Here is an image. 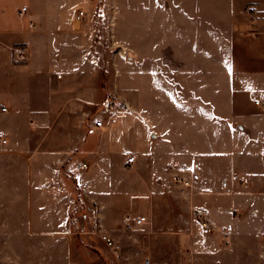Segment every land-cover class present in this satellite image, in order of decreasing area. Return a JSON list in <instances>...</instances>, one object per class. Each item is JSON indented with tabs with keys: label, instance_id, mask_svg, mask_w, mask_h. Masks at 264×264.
Wrapping results in <instances>:
<instances>
[{
	"label": "crops",
	"instance_id": "obj_1",
	"mask_svg": "<svg viewBox=\"0 0 264 264\" xmlns=\"http://www.w3.org/2000/svg\"><path fill=\"white\" fill-rule=\"evenodd\" d=\"M49 6L48 13L51 12ZM155 7L153 11L157 19L154 17L152 23L143 25L141 41L127 56L129 94L124 106L112 105L108 113L103 112L101 106L93 115L88 114V120L86 111H83L84 117L79 118L80 123L85 121L83 130L70 127L72 117L67 114L62 122L69 125L62 136L64 149H41V153L58 162V165H50L49 170L59 172V176L58 179L46 177L48 182L38 191L39 195L31 194L26 198L25 203L29 206L26 230L30 236L45 237L51 245H58L60 242L56 238L74 233L68 218L76 214L75 208L81 204L90 208L101 205L102 224L114 238L117 236L114 229L122 215L116 205L119 191L116 192L111 185L102 188L83 181V174L79 171L87 170L89 163L95 169L104 165L117 171L143 167L147 183L164 176L172 183L168 173L171 162L201 174L199 186L194 190L193 207L195 214L204 212L214 222L215 230L216 226L221 227L215 222L218 216H225L230 223L236 221V211L252 212L251 190L264 189V112L260 109H264V34L246 39L240 36V31L246 28L250 9L264 17V0H192L189 5ZM75 16L73 26L63 27L72 33L63 36L68 58L57 66L51 64L46 76H53L51 71L55 68L61 69L68 77L86 74L88 30L79 27L82 21L77 22ZM30 18L35 21L32 16ZM17 28L1 10L0 100L6 98V78H10L11 72L15 77L10 81L17 86H28L29 99V96L35 97L38 90L37 77L46 80L35 69L24 80L23 75L18 74L19 66L11 64L7 71V58L2 64V53L6 54L2 50V35ZM67 41L70 42L67 44ZM113 66L118 72L116 60ZM157 77L160 80L156 84ZM159 84L161 88L157 87ZM70 92L64 93L72 98ZM216 92L222 93L224 99L217 104L213 101ZM236 92L257 93L261 102H253V109L243 108L231 100ZM22 100L25 105L26 98ZM79 102L66 104L67 109L92 104L88 100ZM98 119L103 121L104 128L92 130L93 122ZM34 121L29 122L32 127H36ZM53 140L55 138L51 135L47 143L51 145ZM39 152L34 151L31 159ZM132 155L139 156V159L129 166L127 157ZM83 163L87 167L80 169ZM29 172L38 173L40 170L31 166ZM218 178L239 188V194L223 191ZM34 179V175L31 176L30 190L36 192ZM35 214L40 216L39 220L34 219ZM73 218L77 220V217ZM84 220L94 230L89 212ZM66 241L70 255L72 243L69 239ZM66 260V253L58 259L61 264H69ZM76 264L103 263L83 261Z\"/></svg>",
	"mask_w": 264,
	"mask_h": 264
},
{
	"label": "rangeland",
	"instance_id": "obj_2",
	"mask_svg": "<svg viewBox=\"0 0 264 264\" xmlns=\"http://www.w3.org/2000/svg\"><path fill=\"white\" fill-rule=\"evenodd\" d=\"M191 3L192 0H2L0 11L3 10L12 25L18 26L15 31L9 30L2 35V50L6 51V54L2 53V64L7 58V71L11 64L19 66L18 74L23 75L24 80L34 69L46 80L37 77L38 90L35 97L29 96V99L28 86H17L12 82L15 74L11 72L9 79L12 81L6 78V98L0 100V133L5 132L8 139L6 144L0 141V264H61L58 259H62L65 253L69 264L83 261L144 264L146 260L151 264H264L263 188L251 190V213L236 211V221L230 223H227L225 216H218L215 222L221 227L216 226L211 235H202L194 218L195 191L175 186L166 176L147 183L143 167L117 171L104 165L95 169L89 163V168L84 171L86 173L79 171L83 174V181L102 188L111 185L116 192L119 191L116 205L122 215L114 229L117 236L114 238L104 227L119 245L118 251L107 247L99 235L89 233L93 228L84 220V216L90 213L91 208L86 204L76 207L77 215L68 218L74 233L56 238L60 242L58 245H51L45 237L30 236L26 230L29 218L26 198L31 194L39 195L38 191L48 182L46 177L58 179L59 176V172L49 170L50 165H58V162L41 153V149H64L62 136L69 125L62 122L67 114L72 117L70 127L83 130L85 121L80 123L79 120L84 117L83 111H86L88 120L103 104L111 102L124 106L129 94L127 56L141 41L143 25L152 23L157 16L153 11L155 6ZM22 7H27L28 12L25 18L20 19L17 12ZM81 10L85 11L86 16L79 27L88 30L86 74L68 77L61 69L55 68L51 71L53 76H46L51 64H61L68 58L64 52L63 36L72 33L63 27L73 26L75 23L72 19ZM30 16L37 24L34 31L26 29L25 23ZM245 27L240 31L241 37H258L245 33L248 22ZM75 30L79 31L77 28ZM134 42L137 43L133 45ZM19 46L27 47L28 58L23 62L15 57L14 48ZM114 60L118 64V72L113 66ZM155 79L156 84L159 83L160 78ZM157 87L161 88V84ZM67 90L71 91L69 95L72 98L64 93ZM222 95L216 92L213 99L215 104L224 100ZM23 96L27 102L25 105L22 104ZM78 100H88L92 104L85 108L79 109L76 105L67 109L66 104ZM231 100L247 109L255 108L253 102H261L257 93L236 92ZM3 106L7 108L6 112L1 111ZM260 109L264 112L262 107ZM31 119L35 120L36 127L30 125ZM51 135L55 140L50 145L47 139ZM216 144L219 142L216 141ZM36 150L40 152L31 159ZM31 166L40 172H29ZM33 175L38 189L36 192L30 190ZM218 181L226 180L218 178ZM222 188L235 194L240 191L230 185ZM126 213L144 216L146 222L128 230L123 221ZM73 217H77V220ZM34 219L39 220L40 216L35 214ZM228 226H232L231 232L226 230ZM66 239L72 243L70 255Z\"/></svg>",
	"mask_w": 264,
	"mask_h": 264
},
{
	"label": "built area",
	"instance_id": "obj_3",
	"mask_svg": "<svg viewBox=\"0 0 264 264\" xmlns=\"http://www.w3.org/2000/svg\"><path fill=\"white\" fill-rule=\"evenodd\" d=\"M28 12L27 7H22L18 10L17 15L20 19L25 18L26 13ZM249 27L248 30H246L245 33L250 36H259L261 34H264V17L260 16L258 12H256L253 9H250L249 12ZM86 13L85 11L81 10L79 11L76 16L75 20L77 22H81L85 19ZM26 27L28 31H33L37 28V24L34 20L31 18H28L26 21ZM15 51V56L16 59L20 62H23L27 60L28 58V53H27V47L26 46H19L14 48ZM112 103H106L103 104L102 110L105 113L110 112L112 108ZM2 112H6L7 108L2 107L1 108ZM104 128L103 121L98 119L93 122V125L91 126L92 130H102ZM0 141L2 144H6L8 142L7 135L5 132L0 133ZM139 159V156H128L127 157V164L129 166H132L134 163L137 162ZM87 165L86 163H83L79 166L80 169L86 168ZM168 173L170 175L172 183L183 189V190H190L194 191L198 188L199 183H200V175L188 168L182 167L180 164L177 162H171L168 166ZM235 179L240 182L241 180L238 179V177L235 175ZM222 187H228V184L226 181L222 182ZM100 207L98 205H94L93 208L90 209V214L91 217L93 218V223H94V230L91 232V234H97L99 235V238L101 241L109 247L111 250L118 251L119 245L116 243L115 239L111 236V234L105 230L101 218H100ZM194 218L196 222L199 225V229L202 235H211L215 231V226L214 223L206 216L204 212H197L194 215ZM146 222V219L144 217H138V216H133L131 214H127L124 218V227L126 229H130L133 226L137 225H142ZM232 226L227 227V231L231 232L232 231ZM144 264H151L149 260H146Z\"/></svg>",
	"mask_w": 264,
	"mask_h": 264
}]
</instances>
